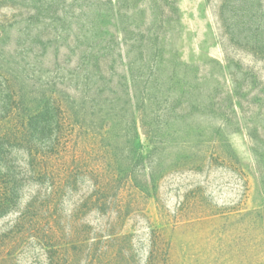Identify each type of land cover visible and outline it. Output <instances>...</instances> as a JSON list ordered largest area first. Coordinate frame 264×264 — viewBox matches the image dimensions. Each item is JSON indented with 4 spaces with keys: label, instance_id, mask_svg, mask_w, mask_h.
Segmentation results:
<instances>
[{
    "label": "trees",
    "instance_id": "trees-1",
    "mask_svg": "<svg viewBox=\"0 0 264 264\" xmlns=\"http://www.w3.org/2000/svg\"><path fill=\"white\" fill-rule=\"evenodd\" d=\"M28 1L32 14L0 25V75L11 93L0 115L10 125L0 133V216L20 199L25 178L9 162L12 149L25 150L29 172L45 177L34 168L58 157V147L74 138L82 147L72 155L68 179L78 178L81 161L93 157L98 163L86 165L87 173L107 172L144 192L158 175L163 144L200 136L201 118L213 143L234 123L236 130L244 128L254 159L264 162V125L258 121L264 81L252 69L226 57L231 86L224 76L222 83L201 75L180 63L158 33L156 17L146 29L111 32L106 18L121 20L131 9L123 0H83L86 9L78 13V0L10 4ZM218 19L232 47L264 62V0H223ZM244 104L259 105L258 116H245ZM140 129L150 145L145 155Z\"/></svg>",
    "mask_w": 264,
    "mask_h": 264
},
{
    "label": "rangeland",
    "instance_id": "rangeland-1",
    "mask_svg": "<svg viewBox=\"0 0 264 264\" xmlns=\"http://www.w3.org/2000/svg\"><path fill=\"white\" fill-rule=\"evenodd\" d=\"M1 2L0 25L33 13L29 1L25 6ZM222 2L123 0L124 8H131L123 10L126 17L106 20L118 33L123 27L146 29L156 17L158 33L168 38L180 63L222 83L224 76L231 86L228 57L264 81V62L228 43L218 19ZM85 4L78 0L76 12ZM4 77L0 115L11 94ZM244 107L251 119L261 108ZM202 121L200 136L163 144L158 175L144 192L107 172L87 173L86 165L98 163L93 157L81 161L78 178L68 179L72 155L82 147L74 138L58 147V157L34 168L45 177L29 172L25 150H10L8 161L25 178L20 199L0 216V264H264V218L257 217L264 212V162L254 159L244 128L238 131L234 123L213 143ZM258 121L264 125V111ZM9 126L0 117V133ZM139 132L145 155L150 145Z\"/></svg>",
    "mask_w": 264,
    "mask_h": 264
}]
</instances>
